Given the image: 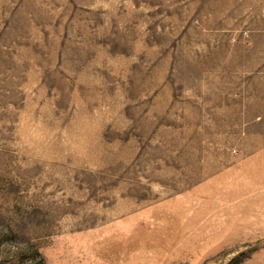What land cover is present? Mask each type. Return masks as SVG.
<instances>
[{"label":"rangeland","instance_id":"rangeland-1","mask_svg":"<svg viewBox=\"0 0 264 264\" xmlns=\"http://www.w3.org/2000/svg\"><path fill=\"white\" fill-rule=\"evenodd\" d=\"M0 264H264V0H0Z\"/></svg>","mask_w":264,"mask_h":264},{"label":"bare ground","instance_id":"bare-ground-1","mask_svg":"<svg viewBox=\"0 0 264 264\" xmlns=\"http://www.w3.org/2000/svg\"><path fill=\"white\" fill-rule=\"evenodd\" d=\"M76 125H77V124H76ZM84 127H85V126H84ZM88 128H90V127H88ZM79 129H80V128H79ZM80 130H81V129H80ZM91 132H92V131H91ZM78 134H79V132H78ZM83 134H84V132H83ZM87 135H88V134H87ZM80 137H81V135H80ZM83 137H84V136H83ZM90 137H91V136H90ZM84 138H85V137H84ZM87 141H89V140H87ZM89 144H90V146H91V147L88 146L89 149H90V148L95 149V152H94L95 154H96L97 151L100 152V150H102V146H101L99 143L96 144V143H92V142H91V143H89ZM80 145H81V144H80ZM84 145H85V144H84ZM84 145H83V146H84ZM86 145H88V144H86ZM86 145H85V146H86ZM80 151H81V150H80ZM87 153H89V152H87ZM76 155H78V154H76ZM85 155H86V154H85ZM91 156H92V155H91ZM96 157H97V156H96ZM94 158H95V157H94ZM94 160H95V159H94Z\"/></svg>","mask_w":264,"mask_h":264}]
</instances>
